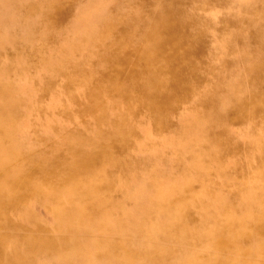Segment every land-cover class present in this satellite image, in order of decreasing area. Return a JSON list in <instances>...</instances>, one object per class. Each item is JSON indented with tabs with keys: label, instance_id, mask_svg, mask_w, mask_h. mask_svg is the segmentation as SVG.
<instances>
[{
	"label": "rangeland",
	"instance_id": "obj_1",
	"mask_svg": "<svg viewBox=\"0 0 264 264\" xmlns=\"http://www.w3.org/2000/svg\"><path fill=\"white\" fill-rule=\"evenodd\" d=\"M0 1V84L12 82L19 89L22 149L33 152L30 159L20 156L12 160V166L34 177L45 174L44 183H58L60 171L80 154L78 145L92 151L101 148V157L80 174L83 179L101 175L107 187L98 197L110 200L106 212L86 224L103 217L118 218L126 226L119 230L117 222H111L110 228L115 229L107 235L129 240L134 249L147 247L149 239L138 231L140 222L164 220V214L153 210L151 181L156 177L165 194L172 197L177 196L169 191L172 184L191 182L195 193L185 196V201L192 209L189 223L198 244L166 243V247L178 249L172 255L176 258L184 249H204V232L217 230L220 222L216 220L223 218L220 204L229 214L240 216L254 208L259 196L258 202L264 205V0H62L66 10L51 31L44 17L48 0H17L14 6L9 0ZM26 1L37 4V9L23 16ZM168 6L177 13V26L163 43L162 54L171 51L181 29L187 30L185 42L189 40L173 66L180 72L179 81L169 71L157 70L156 61L148 68L137 61L156 39H152V27L167 16ZM113 18L120 22L106 32L103 24ZM121 38L124 42L119 45ZM109 55L116 59L110 62ZM252 63L256 65L253 69ZM109 74H117L115 82L109 80ZM240 78L243 81L237 85ZM92 81L97 83L98 94L92 92ZM159 87L162 92L153 96L154 100L169 105L161 117L142 103ZM252 94L259 97V103L246 121L237 120L238 103L241 109L250 110ZM159 119L164 122L161 130L157 129ZM70 137L74 138L71 150ZM42 156L46 157L42 167L35 166L32 159ZM50 207L44 200L29 197L11 217L26 215L30 208L36 222L23 220L20 229L10 228L8 233L21 235L45 226L49 235L98 237L90 228L78 226V220H74V231H60ZM170 257L166 260L169 264L175 259ZM37 262L54 264L43 253Z\"/></svg>",
	"mask_w": 264,
	"mask_h": 264
},
{
	"label": "bare ground",
	"instance_id": "obj_2",
	"mask_svg": "<svg viewBox=\"0 0 264 264\" xmlns=\"http://www.w3.org/2000/svg\"><path fill=\"white\" fill-rule=\"evenodd\" d=\"M16 1L17 0H9L8 2L10 6L11 5L14 6L15 4H17ZM2 3H3V0H2ZM251 5L252 4H250V6ZM36 9H37V4L33 2H27L25 6L23 7V9L21 10H23V16H24L25 14L26 15H29L31 13L33 14V12L36 11ZM46 9L47 11L44 17L47 23V29L51 31L55 23H57L56 21L57 18L66 9H64L62 0H48ZM171 9L172 8L168 6L167 16L162 18L159 22L153 25L152 33L154 36H152V39L153 37H156V39L152 40L151 42H150L151 38L150 40L148 39L150 43L148 44L145 52L142 53L138 57L137 61H139L140 63H144L145 68H148L151 65L150 63L156 61L154 65H156L157 70H165L167 72L169 71L171 75L173 76V79L175 81H179L178 76L180 72L178 71V69L173 68V66L178 63L177 59L180 56V54L183 52V50L185 49L184 47L187 44H189V40L185 42L184 37L185 35L187 36V30L181 29L180 39L176 41L171 51L162 54L163 43L167 41L168 36H171L173 34V29L175 28V26H177V13L175 12L173 13ZM1 14L2 13H0V16ZM119 22L120 21H117L115 18L108 19L106 22H104L103 28L106 32H109ZM212 26H209V27L212 28ZM6 29L7 28H5V30ZM128 34L129 33L123 35L122 38L126 39ZM122 38H121V42L119 43V45L123 44L124 42ZM204 49L206 48L204 47ZM213 55L214 54H212V56ZM212 56H211V59H212ZM107 59H109L110 62H112L111 60H113L111 59L110 55L107 57ZM196 63H199V62H196ZM259 65L261 66V63ZM254 66L256 65H253L252 63L251 69H253ZM80 68H82V66ZM202 70L204 71V69ZM107 76L109 77V80L111 81H114L115 79H117L116 78L117 74H109ZM228 80L230 83V79ZM80 81L82 80L80 79ZM242 81H243L242 78H240L239 82H237V85L240 84ZM91 84L94 86L93 89L97 88V83L92 81ZM29 88L31 87L29 86ZM67 89L68 88H66V90ZM17 90H19L18 87L16 86V84L12 82H4L0 84V172L3 173V177L0 178V264H35L36 259L42 253L47 255L48 258L51 259V261L54 264H169L166 261L167 258L174 255L176 251L178 250V249L176 250L172 246L173 243L177 244L179 241H186L187 243L193 246H196L198 244L197 242L198 240H196V238L192 234V229L189 223L190 212L192 209L190 208L191 210H189L188 205L185 201V196L195 193V191L193 192L194 187L191 184V182H187L184 184L180 182L177 184L175 183L172 184V186H170L169 188V191L173 193L175 192L177 194L176 197H172V196H169L168 193H167L168 195L165 194V192L163 191L164 188L162 189L160 185H158V181L156 180V177H154L155 174H153V177L155 178V180L151 181L150 183L151 187L154 189V193H153V190H152V193L155 194V196H153L154 197L153 210L155 214H158V215L164 214V220H162V222L161 221L151 222L152 221L151 219H150L151 221H149V219L147 220L146 218H145L146 220L144 221L142 219L143 222L141 221L139 225L140 227L139 228L137 227V228H138L139 233L141 234L140 236L146 237V240L149 239L148 240L149 245L147 247H145V245H139L141 247H138V248L135 247L134 249L130 245L129 240H125L124 238H119V239L114 240L107 235L108 233H110L111 230L115 229L113 227L110 228L111 222H115V223L117 222V225L119 226V230H122L126 226V224H124L120 219L115 218L116 219L115 220L113 218H110V220H107L106 218L103 217V220L100 219L101 221H97L96 223H93V224H86L87 222L91 221L93 217L95 216L100 217L101 213H105L106 212L105 206L109 204V200H110V198L108 200L105 197L104 198L98 197L99 192L107 187V183L103 180V177L101 175H97L90 179H83L82 175L80 174L83 171H87L93 165L95 160H98L101 157L102 152H99L101 148L97 149L96 151L95 150L92 151L90 150V148L81 146V144L78 145L79 147L78 150L80 151V154L75 156L65 166V168L60 171L62 173V179L58 183H50V182L44 183L42 182V178L44 179V176H46L45 174H41L38 177H34L32 174H29V172H23L21 169L13 167L12 160L19 158L20 156L23 157L24 159H30L31 157H33L32 156L33 152L22 149L23 139L20 137L21 129H22L20 126L21 124L20 120H21L22 115L18 111V102L16 98ZM92 92L97 93L96 89L95 91H92ZM161 92L162 90L160 91V87L156 88L153 93L151 92V94L145 97V101L144 100L142 101V103L145 104L147 108H151L152 111L155 113V115L157 116L159 115V117H161V115L165 111L168 110V106H169V105L161 106L160 104H158V102L154 100L153 96ZM93 93H91L92 97L95 96V94ZM259 100H260L259 97H257L255 94H252L250 110H247V111L241 109V107L243 106L242 104L238 103L239 104L238 111H236L235 118L237 120L246 121V119L251 116L254 106L259 103ZM25 112L27 113L28 111H25ZM162 126H164V122L161 119H159L157 123V129L161 130ZM73 140L74 138L72 137L68 138L69 150H71L70 148L74 147L72 146V144L74 143ZM148 155H150V153ZM196 156L198 157V155ZM45 159L46 157L42 156L39 159H32V160L35 161V166L42 167L43 165L42 163ZM183 171L185 172L184 169ZM186 176H187V173H186ZM188 178L194 179V177H188ZM188 178L187 180H190ZM200 178H197V179H200ZM184 179H185V176H184ZM160 180L159 182H161ZM167 187L166 189H168ZM29 197L41 199L51 204L49 211L52 213V216L55 219V226L60 231L62 232H66V231L68 232L70 230L74 231L72 230L74 220H78L79 221L78 226L82 227V229L84 230L86 228L88 229L90 228L93 232H96L98 234V237L91 236L88 238H81L75 235L67 236L66 234H61V233L57 235H49L47 232L48 228L45 226H38L36 227L35 230H28L25 233L20 232L21 235L8 233V229L10 228L21 227L23 220H27L28 222H32V223L36 222L35 220H37V216L35 215V212H33V210L30 208L28 212L26 213V215L21 214L18 218H15V219L11 217L13 212L16 210V208H18V206L22 204L24 201H26ZM255 197L256 196L253 195L254 200H256ZM260 198L261 197L259 196V198H257V200L253 202V204L255 203L254 208H252L251 211L250 209H248L244 213V215L241 214L242 216H240V213L238 215L237 213H234V212H233L234 215L229 214V210L226 211L227 209L225 208L226 206L220 204L221 209L224 211L223 218L216 220L218 224L220 222V226L217 230L209 229L204 232V235L202 238L204 240V245L202 246L204 249L201 251H198L195 249H191L187 251L186 249H184L186 251L185 252L184 250L181 251L182 254L181 255L178 254L179 256H177L176 258L174 257L175 259L173 258V256L170 257V259L171 258L174 259V261L171 260L172 263L170 264H264V205L258 202V199ZM220 201L218 203H220ZM65 202H67V204H64ZM200 204L201 203H199V205ZM242 205L243 206L245 205L244 201ZM46 207H48V205H46ZM189 207H192V206L190 205ZM207 212L209 213V211ZM78 228H76L75 230H77ZM166 243L172 244V245L171 246L168 245L169 247H166L165 246Z\"/></svg>",
	"mask_w": 264,
	"mask_h": 264
}]
</instances>
